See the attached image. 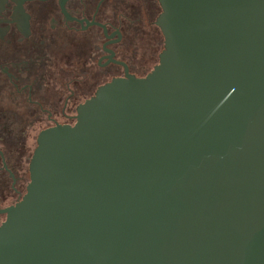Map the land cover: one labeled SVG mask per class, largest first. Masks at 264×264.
Returning a JSON list of instances; mask_svg holds the SVG:
<instances>
[{
  "label": "water",
  "instance_id": "1",
  "mask_svg": "<svg viewBox=\"0 0 264 264\" xmlns=\"http://www.w3.org/2000/svg\"><path fill=\"white\" fill-rule=\"evenodd\" d=\"M159 3V64L40 133L0 264H264V0Z\"/></svg>",
  "mask_w": 264,
  "mask_h": 264
},
{
  "label": "flooded vegetation",
  "instance_id": "2",
  "mask_svg": "<svg viewBox=\"0 0 264 264\" xmlns=\"http://www.w3.org/2000/svg\"><path fill=\"white\" fill-rule=\"evenodd\" d=\"M160 13L159 0H0V209L23 198L42 131L159 64Z\"/></svg>",
  "mask_w": 264,
  "mask_h": 264
},
{
  "label": "rangeland",
  "instance_id": "3",
  "mask_svg": "<svg viewBox=\"0 0 264 264\" xmlns=\"http://www.w3.org/2000/svg\"><path fill=\"white\" fill-rule=\"evenodd\" d=\"M160 37H161V32H160ZM151 41H152V40L149 39V42H150V43H151ZM29 181H30V180H29V172H28V169H27V182H26L25 185H24V188H25V189H24V192H23L24 195H25V193H26V186H27V184L29 183ZM18 187H19V186H18ZM12 202H13V201H9L8 204L10 205V204H12ZM4 220H5L4 217H1V218H0V225L4 222Z\"/></svg>",
  "mask_w": 264,
  "mask_h": 264
}]
</instances>
